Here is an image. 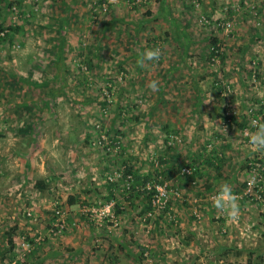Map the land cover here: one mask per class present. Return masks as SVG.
Instances as JSON below:
<instances>
[{
	"label": "rangeland",
	"instance_id": "1",
	"mask_svg": "<svg viewBox=\"0 0 264 264\" xmlns=\"http://www.w3.org/2000/svg\"><path fill=\"white\" fill-rule=\"evenodd\" d=\"M258 1L263 0H167L168 6L165 7L164 0H2L0 27H4V30L11 34L0 36V180L3 179L4 173L7 177L12 175L11 169H6L3 165L5 162L3 163L2 158L5 155L8 159L12 155L13 134L19 123L17 122L13 127L9 115L23 113L25 106L17 100L24 101L25 96L33 92L34 96L44 95L48 100V103L42 107L45 113L49 112L52 116L63 114L65 119L70 118L68 124L55 123L54 128L59 125L61 130L75 129V134L62 138L64 143L61 151L64 152L63 155L69 163L53 167L48 171L47 177L50 180H94L93 176L96 180H109L108 176L114 170L125 168L127 162L134 167V163L139 162L136 160L144 157L147 161L145 167L154 173L150 177L151 181H167L172 187H176L177 180H167L156 175V170L160 168L155 165L153 159L161 161L163 157L164 163L166 161L171 163L173 150L187 144L186 133L173 131L182 135L184 140L171 149L166 141L168 148L163 151L164 154L151 151L130 153L127 150L131 149L129 145L133 146V141L137 138L139 144L152 150L157 147L155 142L158 139L155 136H146L144 132L147 128L141 126L143 123H140V117L154 113L144 103L147 100L146 89L141 90L139 82L135 88H129L128 82L132 74L128 67L127 56L135 51L142 53L148 49L161 48L163 54L155 69L158 75L163 72L161 68L173 65L174 62L167 61L174 58L171 55H180L183 51L188 52L187 56H196L191 59L184 58V64H181L179 57V69L172 70L176 75L173 76V80L179 83L177 87L165 84L163 88L151 92L165 100L168 87L175 91L172 93H177L183 88L184 82L193 79L187 80L191 76L185 72H191L198 78L208 72V66L214 70H218V67L220 70L223 69L220 61L213 62L208 59L214 46L213 38H217V45L221 47L222 55L233 50V47L236 50V47L244 46L247 37L251 34L247 26L250 18L248 16L252 14L258 16L260 13L253 5L254 2L259 4ZM203 16L209 18L211 23H203L201 21ZM229 19L234 24L229 32L218 27L217 22ZM238 19H241V25ZM16 27L19 30L12 32V28ZM251 31L253 32L254 29ZM232 34H235L236 42ZM58 60L61 61L60 64L55 63ZM224 67L227 70L228 66ZM159 68L160 70H157ZM230 79L233 80L226 76L220 79V82L231 84ZM29 82L34 84L29 85L30 88L25 87L24 85ZM209 82L214 85L211 79ZM107 91L112 94V103L109 106ZM23 92L27 95H21ZM219 98L221 99L219 102L215 100L209 105L204 104L207 107L202 108L200 105L196 107L197 116L210 112L215 104L216 108L219 106L218 110L223 115L226 106L229 114L240 115L241 110L236 111L238 107L232 97L230 103L223 95ZM183 100L184 103L176 105L177 109L167 104L159 108L177 113H182L186 109L192 111L191 104H187V98ZM146 108H148L147 112L141 114ZM252 109L253 107L246 112L252 114L254 113ZM2 114H6L9 120L3 121ZM255 119H252L250 128L256 129L260 124H255ZM97 124H101L111 137H121L122 147L119 152L107 153L105 149L95 144L98 139ZM157 130L156 128L151 131ZM139 132L141 137H138ZM130 136L134 137L129 138ZM126 139L128 142H125ZM204 139L194 140L195 146H208ZM194 141L190 139L188 145L193 146ZM129 156L131 159L127 158L123 161ZM99 158H103L104 161L101 167L107 166L99 169L100 176L91 169V162H96ZM85 161H89L90 165L85 164L79 173L81 163ZM6 163L9 168L8 162ZM77 165L78 168H74ZM262 183L264 185V181ZM182 185L181 188L178 186L180 190H186ZM191 185L192 192H197L194 187L197 185L199 190L198 180L196 184L191 183ZM11 186L10 182L0 187L2 190L0 191V264H78L82 259H87V255L93 253L94 246L96 249L102 247L104 237L97 235L98 232H104L101 228L96 230L93 241L90 239L92 242H87L90 251L88 254H85L87 249L83 247L81 253V249L78 248L79 241L73 238L75 234L81 233L80 226L76 228L69 224L59 236L51 233L55 211L61 208L70 214V208L65 203L68 197L63 196L62 190L73 192V189L66 186L61 187L60 193L59 190L52 193V200L42 205L45 208V214L42 215L38 210L40 203L34 202L31 205L32 201L23 200L26 197L21 195L19 198ZM18 189L20 191L22 188ZM244 190L242 195L248 200ZM248 203L250 210H261L264 213L263 208L258 204L250 200ZM100 216L104 217V215ZM94 218L98 219L96 216ZM111 223L106 221L103 226H109ZM119 225L116 228H119ZM65 238H70V243H67ZM99 256V260L106 258V253Z\"/></svg>",
	"mask_w": 264,
	"mask_h": 264
},
{
	"label": "crops",
	"instance_id": "2",
	"mask_svg": "<svg viewBox=\"0 0 264 264\" xmlns=\"http://www.w3.org/2000/svg\"><path fill=\"white\" fill-rule=\"evenodd\" d=\"M164 1L163 5L167 7V0ZM255 2L253 5L260 13L258 16L254 14L248 16L250 18L247 26L251 32L250 37H247V42L241 48L236 47L234 50L233 47V50L223 54L219 62L223 69L220 70L218 67V70H214L208 66V72L198 78L191 72H185L191 76L187 80L193 79L184 82L183 88L177 93H172L175 91L168 87L165 100L160 99V95L157 97L151 93L156 91L149 88L150 82L158 81V89L163 88L165 84L177 87L179 83L173 80L176 75L172 70L179 69V57L181 64H184V58L191 59L196 56H187L188 52L186 54L183 51L180 55H171L174 58L167 61L174 62L173 65L161 68L163 72L160 75L155 72L158 61L146 62L144 66L137 63L145 51L142 53L135 51L127 56L128 67L132 74L128 82L129 88H135L139 82L140 89H146L147 100L144 103L154 113L150 116H141L139 119L140 123H143L141 126H146L147 131L144 132L146 136L158 138L155 142L157 147L152 150L139 144L138 138L133 141V146L129 145L131 149L127 150L130 153L151 151L164 154L163 151L168 148L166 147L168 134L173 131L187 134V137L185 135L186 140L188 138L187 144L173 150L171 163L168 161L164 163L165 159L162 157V165L158 171L156 170V175L167 180H177L176 187L181 188L183 184L182 187L186 188L181 191L180 197L172 200L176 208V222H171L162 213L147 218L146 210L150 207L147 194L140 189L125 193L121 187L123 182L96 180L94 176V180H50L47 177L48 171L53 167L69 163L63 155L64 152L61 151L64 143L62 140L75 134V129L61 130L59 125H64L63 122H67L70 118L67 120L63 114L52 116L49 112H44L42 107L48 103L44 95L34 96L31 92L25 96L24 101L17 100L25 106V109L23 113L9 115L13 127L17 122L19 124L13 134L12 155L8 159L5 155L2 158L3 163L5 162L3 165L6 169H11L12 175L7 177L4 173L0 187L11 182V187L19 198L21 195L26 197L23 200L32 201L31 205L34 202L40 203L38 210L42 215L45 214L42 205L52 200V193L57 190L60 193L61 187L66 186L73 189V192L62 191L63 196L68 197L65 203L70 208V214L68 212L66 214L68 225L81 227V233L73 236L77 238V242L79 241L78 248L81 249V253L83 248L87 249L85 254L90 252L87 242L93 241L97 229L101 228L104 231L97 233L104 237L102 247L96 249L94 246L93 253L87 255V259H82L78 264H264V213L261 210H250V203L242 195L247 182L263 171L261 168L256 169V164L264 165V152L252 151L248 140V137L256 131L249 126L250 123L252 124V119L258 118V123H264V0L258 1L259 4ZM238 23L242 24L241 19H238ZM251 29L254 31L252 32ZM234 35L231 36L236 42ZM55 63L60 64L61 61ZM224 66H228L227 70ZM165 72L169 73L164 74ZM226 76L233 79H230L234 90L232 98L238 107L236 111L241 110L240 115L239 113L233 115L234 121L228 124L224 115L219 112V106L216 108L215 104L210 112L197 116L196 107L199 105L202 108L207 107L204 104L209 105L215 100L219 102L220 99L218 88L212 85L209 79L214 81L215 78L223 79ZM33 84L29 82L24 86L29 87ZM178 93L183 96H179ZM21 95L27 94L23 92ZM185 98L187 104H191L192 111L186 109L182 113H177L160 109L164 104L177 109L176 105L184 103ZM252 107L254 113H247L246 111ZM148 108L143 109L141 114L146 113ZM39 110L41 112H38ZM1 117L3 121L9 120L6 114H2ZM55 123L59 125L54 128ZM156 128L157 131H151ZM138 137H141L140 132ZM198 138H205V144L208 143V146L196 147L194 140ZM128 139L125 142H128ZM190 139L194 141L193 146L188 145ZM137 144L139 146H136ZM130 157H125L123 161ZM102 159L91 162V169L99 176L101 173L99 169L107 168V166L101 167L104 162ZM136 161L139 162L134 163V167L127 162L122 169L132 168L135 171L136 185L143 188L154 173L145 167L147 161L144 157ZM85 164L90 165L89 161L82 162L79 173ZM187 164L199 168L195 176L199 190H197L198 185L194 186L197 192H192L190 177L180 173L182 166ZM222 183L231 185L239 201L240 214L234 222L226 219L223 212L213 207V197ZM18 188H22L21 192ZM54 197L58 196L54 195ZM113 203H117L114 208H112L115 205ZM106 221L113 224L103 226ZM118 224L120 227L116 228ZM65 239L70 243V238ZM104 253L106 258L99 260V254Z\"/></svg>",
	"mask_w": 264,
	"mask_h": 264
},
{
	"label": "built area",
	"instance_id": "3",
	"mask_svg": "<svg viewBox=\"0 0 264 264\" xmlns=\"http://www.w3.org/2000/svg\"><path fill=\"white\" fill-rule=\"evenodd\" d=\"M201 21L203 23H211V20L209 18L203 16ZM216 23V22H215ZM218 27L221 29H224L225 31L229 32L233 28V21L232 20H225V21H219L217 22ZM6 30L0 32V36L5 35ZM220 53L221 48H220ZM220 56H215L212 58V61H220ZM225 86V87H224ZM223 91L221 94L223 95L224 99L227 101H230V98L233 96V86L229 84H223ZM107 100H108V106L110 103H112V94L108 91L106 92ZM106 113V112H105ZM254 123H258V118L254 120ZM96 128L98 130V139L95 143L97 146H101L103 149L107 151V153H116L119 152L122 147V139L120 136L111 137L103 128L101 124H97ZM183 136L178 133H170L167 135L166 141L168 144V147L171 148L179 143L183 142ZM153 162L158 167H161L162 163L159 159L154 158ZM255 168H261L264 171V165L263 164H256ZM261 171L260 174L251 180L247 182V186L244 190V195L248 198L250 201H256L258 202L264 211V185H263V178H264V172ZM196 172V167L193 165H184L180 169V173L184 176H189L190 181L192 184H196V179H191L192 176H194ZM108 181L111 183H122V189L124 192H130L134 189H140V190H153L154 193L151 196V205L152 209H150L146 213L147 218H152L155 216L156 213L163 214L165 217L173 222L177 221V215L175 208L173 206L172 199L176 197L181 196V190L178 187H172L167 181L161 182V181H151L148 180L146 185L143 188H140L135 183V175L132 172H128L123 169H116L110 175L108 176ZM115 203H113L114 205ZM112 205V206H113ZM55 221L53 223V228L51 229V232L54 236H57L61 234L65 229H67V220H66V212L58 208L55 211Z\"/></svg>",
	"mask_w": 264,
	"mask_h": 264
},
{
	"label": "clouds",
	"instance_id": "4",
	"mask_svg": "<svg viewBox=\"0 0 264 264\" xmlns=\"http://www.w3.org/2000/svg\"><path fill=\"white\" fill-rule=\"evenodd\" d=\"M162 54H163L162 49L159 47L148 49L141 54V57L138 59L137 63L140 66H144L146 62L159 61ZM158 87H159V83L156 80L151 81L149 84V88L152 89L153 91L158 90ZM248 140H249V144L251 145L252 151L264 152V123L258 124L256 126V131L253 132L248 137ZM126 171H128L127 168H126ZM133 174L135 175V173ZM212 203H213V207H215L218 211L223 212L226 216V219H228L229 221L234 222L235 220L238 219L239 214H240L239 201H238L237 196L233 193L231 185H229L228 183H222L219 186L218 191L213 197ZM64 211L67 214V211L66 210ZM55 218L56 216L54 214V221H55ZM66 220H67V215H66ZM67 224H68V221H67ZM52 228H53V224H52Z\"/></svg>",
	"mask_w": 264,
	"mask_h": 264
},
{
	"label": "trees",
	"instance_id": "5",
	"mask_svg": "<svg viewBox=\"0 0 264 264\" xmlns=\"http://www.w3.org/2000/svg\"><path fill=\"white\" fill-rule=\"evenodd\" d=\"M0 2H2V0H0ZM4 27H0V30L1 31H4ZM19 29L16 27V28H12V32H14V31H18ZM9 34H11L10 32L8 33V32H6L5 33V36H10ZM214 40H213V47H212V50H211V52H210V54H209V60H211L212 61V58L213 57H215V56H220V57H223V55L220 53V46L219 45H217L218 43H217V38H213ZM221 80H220V78H215L214 79V85H218L217 86V88H218V93L220 94V95H222L221 94V92L223 91V88L225 87H223V84H221V82H220ZM229 84V83H228ZM225 112H226V115H225ZM225 112H224V115H225V119H226V123H231L232 121H234V116H233V114H229V111L227 110V106H226V108H225ZM127 169H128V172H133V173H135V171L132 169V168H130V167H127ZM198 170H199V168H197V166H196V172H195V174H194V176H192V178L191 179H194L195 178V176H196V173L198 172ZM148 180H150V179H148ZM38 183H40V182H38ZM137 189H134V190H132V191H130V193L131 192H135ZM142 191H144L146 194H147V197L149 198V205H150V207L146 210V212H148L150 209H152V205H151V196H152V194L154 193V191L153 190H147V189H145V190H142ZM252 202H254V203H256V204H258V205H260L258 202H256V201H252ZM71 203H73V200L71 201Z\"/></svg>",
	"mask_w": 264,
	"mask_h": 264
}]
</instances>
